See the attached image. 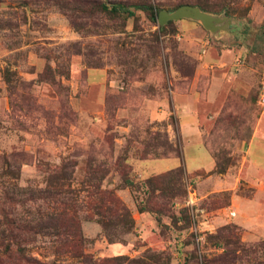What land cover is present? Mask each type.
Returning <instances> with one entry per match:
<instances>
[{"label": "rangeland", "instance_id": "rangeland-1", "mask_svg": "<svg viewBox=\"0 0 264 264\" xmlns=\"http://www.w3.org/2000/svg\"><path fill=\"white\" fill-rule=\"evenodd\" d=\"M183 5L212 26L156 22ZM263 84L264 0H0V219L37 232L0 252L79 264L51 248L65 211L96 264H264Z\"/></svg>", "mask_w": 264, "mask_h": 264}, {"label": "trees", "instance_id": "trees-1", "mask_svg": "<svg viewBox=\"0 0 264 264\" xmlns=\"http://www.w3.org/2000/svg\"><path fill=\"white\" fill-rule=\"evenodd\" d=\"M198 5V4H195ZM121 5H114L113 10H117ZM144 10L152 11L153 15H156V11L151 5H143ZM156 20V17L154 18ZM158 23V20H156ZM259 95V94H258ZM214 172H222L220 170L219 163H216ZM96 195L99 196L97 199L95 210L102 211V208L111 209L112 212L115 206H119V202L111 197V193L103 192L101 189H97ZM101 207V208H99ZM122 211L125 209L121 208ZM60 217V221H54V227L59 226L60 229L56 230L55 233L50 235L53 236L55 245H52L53 255H59L61 252L68 253L73 259L77 260L79 264H96L97 260H93V256L86 253V245L88 240L83 238L77 220L74 214H68L65 211L58 216H48L49 222ZM35 220H18L14 218L3 217L0 219V239L6 240L18 245L19 239H26L29 242H34L36 239L37 232H34ZM53 223L48 224L51 226ZM22 248L12 251L10 245L4 246V249L0 252V264H47L46 262L39 261L38 258L33 257L29 252L26 253ZM112 260L99 261L103 264L110 263Z\"/></svg>", "mask_w": 264, "mask_h": 264}, {"label": "crops", "instance_id": "crops-1", "mask_svg": "<svg viewBox=\"0 0 264 264\" xmlns=\"http://www.w3.org/2000/svg\"><path fill=\"white\" fill-rule=\"evenodd\" d=\"M181 124H185L184 121H181ZM187 123V122H186ZM263 123H264V119H263ZM260 130L257 132H254V134H252L251 139H250V143H249V153H253V157H249L250 160V164L251 166L255 169V170H259L260 168L257 166V163L259 162H263L264 161V157L262 160H259V157L256 156V149L258 148L259 150H262V155L264 156V126L259 128ZM193 147L195 149L198 150V152L201 153V158L200 161L199 158L197 157L196 159L191 158L189 159L190 163L193 165L192 169L190 170L191 172L196 171L198 169H206V170H210L213 167V160L211 159L209 153L205 150L204 146L198 145V144H193ZM261 156V155H260ZM171 160V159H168ZM162 161V160H159ZM205 162V166L203 165H199L201 163ZM180 164H183V161L180 162ZM185 167H186V163L184 161ZM183 164V165H184ZM176 165V164H175ZM175 165H170L168 164V166H166L165 168H161L160 165L156 166L157 168H161V170H166V169H170L171 167L175 166ZM199 165V166H198ZM196 167V168H195ZM159 170V171H161Z\"/></svg>", "mask_w": 264, "mask_h": 264}, {"label": "water", "instance_id": "water-1", "mask_svg": "<svg viewBox=\"0 0 264 264\" xmlns=\"http://www.w3.org/2000/svg\"><path fill=\"white\" fill-rule=\"evenodd\" d=\"M182 18H190V19L198 20L206 28L212 26V19L210 18L209 15L201 12L197 7H192L189 5L180 6L171 13H168L166 11L159 12L158 23L160 25H164L169 21H175Z\"/></svg>", "mask_w": 264, "mask_h": 264}, {"label": "built area", "instance_id": "built-area-1", "mask_svg": "<svg viewBox=\"0 0 264 264\" xmlns=\"http://www.w3.org/2000/svg\"><path fill=\"white\" fill-rule=\"evenodd\" d=\"M259 106H261V108H264V84L261 87V90L259 92L258 95V100H257ZM232 215H234L235 213H231Z\"/></svg>", "mask_w": 264, "mask_h": 264}]
</instances>
